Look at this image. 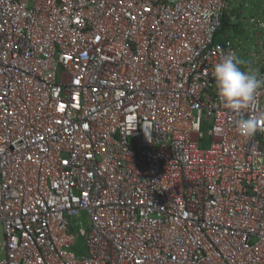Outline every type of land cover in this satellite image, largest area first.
<instances>
[{"label":"built area","instance_id":"built-area-1","mask_svg":"<svg viewBox=\"0 0 264 264\" xmlns=\"http://www.w3.org/2000/svg\"><path fill=\"white\" fill-rule=\"evenodd\" d=\"M234 1L0 0V264H264V85L237 113L212 76L264 80Z\"/></svg>","mask_w":264,"mask_h":264},{"label":"clouds","instance_id":"clouds-1","mask_svg":"<svg viewBox=\"0 0 264 264\" xmlns=\"http://www.w3.org/2000/svg\"><path fill=\"white\" fill-rule=\"evenodd\" d=\"M244 64L245 61L231 51L221 57L212 72L220 102L237 113L255 100L258 89L264 85V80L258 78V72L242 70ZM236 128L240 135L253 137L261 128V122L253 116L240 118Z\"/></svg>","mask_w":264,"mask_h":264},{"label":"rangeland","instance_id":"rangeland-1","mask_svg":"<svg viewBox=\"0 0 264 264\" xmlns=\"http://www.w3.org/2000/svg\"><path fill=\"white\" fill-rule=\"evenodd\" d=\"M238 1L239 0H236L234 2H231V6H230V9L228 10V13L230 16H232V23L234 24H242V16L243 14L245 16H249V15H252V14H261V7H259V3L257 1H253L251 2V7L250 8H247V9H242L243 7L242 6H238L236 4H238ZM234 38L238 37V38H243V37H246L247 34H243V35H240L241 37H239V35L237 34H233L231 33ZM229 32H221L218 34V39H223V38H226L228 37L229 35ZM209 145V140H205L201 143V147L204 148L206 146ZM81 221L85 224L86 228L88 227V217H87V214L84 212L83 213V217L81 218ZM75 230L78 232V226H76ZM3 235H2V230H1V223H0V238H2ZM84 237H81L78 239L77 241V246H76V249L75 251L76 252H83L85 253V250H84Z\"/></svg>","mask_w":264,"mask_h":264},{"label":"trees","instance_id":"trees-1","mask_svg":"<svg viewBox=\"0 0 264 264\" xmlns=\"http://www.w3.org/2000/svg\"><path fill=\"white\" fill-rule=\"evenodd\" d=\"M232 16L229 14H226L224 19H223V27L221 29V32H229V34L233 33L234 35L237 34L239 37L240 35L246 34V30L244 29L243 24H234L232 23ZM220 33V32H219Z\"/></svg>","mask_w":264,"mask_h":264}]
</instances>
